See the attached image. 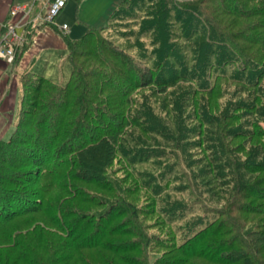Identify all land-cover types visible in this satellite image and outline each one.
I'll list each match as a JSON object with an SVG mask.
<instances>
[{
	"label": "trees",
	"instance_id": "obj_1",
	"mask_svg": "<svg viewBox=\"0 0 264 264\" xmlns=\"http://www.w3.org/2000/svg\"><path fill=\"white\" fill-rule=\"evenodd\" d=\"M130 24H136L130 30L137 43L123 47ZM149 33L150 55L144 48ZM23 34L13 62L33 42L30 32ZM65 42V50L41 54L21 74L18 119L10 136L0 139V247L8 243L27 263L40 264L30 257V246L21 248L23 227L15 225L48 211L40 191L26 186L54 176L64 177L67 188L72 180L104 186L120 153L131 165L158 166L157 172L137 173L142 176L137 181L151 193L152 204L164 197L166 218L177 220L181 236L151 240L138 237V230L120 243L106 239L121 230L123 221L116 219L128 208L141 213L151 207L94 193L103 202L82 215L84 225L69 220L74 212L54 209L51 224L68 239L61 246L116 251L118 245L124 252L120 259L129 264H264V222L252 227L238 215L264 214V145L243 153V141H234L250 138V132L264 134V113L252 121L257 100L253 106L248 100L264 78V0H121L104 26H89L80 38ZM132 47L139 51L132 54ZM54 66L58 76L51 74ZM224 98L220 109L214 101ZM125 134L124 150L119 145ZM170 186L173 191L206 187L211 195L197 205L214 214H197L194 204L172 197L173 191L162 193ZM224 188L232 194L225 197L227 206H219L213 192ZM43 223L39 237L50 228L49 221ZM160 242L168 252L153 249ZM129 251L145 256L124 255ZM83 264L96 263L87 258Z\"/></svg>",
	"mask_w": 264,
	"mask_h": 264
},
{
	"label": "rangeland",
	"instance_id": "obj_2",
	"mask_svg": "<svg viewBox=\"0 0 264 264\" xmlns=\"http://www.w3.org/2000/svg\"><path fill=\"white\" fill-rule=\"evenodd\" d=\"M132 25H136V24H130L129 26H127V29H129V33L125 36V39H122L121 46L123 47L128 46V45L130 46V45L137 43L136 42L137 40H135V38H137L136 35L134 34V32H131L132 30H130L132 28ZM101 26H104V24ZM152 36L153 35H150L149 33L147 35V38L144 39L145 41L144 48H147L149 55L151 54V52H153L152 51L153 48L151 44ZM129 37L130 39H127ZM131 49H133L131 51L132 54H136L139 51L137 47L136 48L132 47ZM251 51L252 50H250V52ZM247 53H248V56L251 55L249 54V52ZM82 61H83V58L80 59V62ZM53 68L54 69L52 70L51 74H54V75L56 74L58 76L59 73H61V71L59 70L57 66H54ZM16 69L18 72H21V73L23 71L22 66H18ZM33 86L34 85L30 83L29 86H27L26 88L27 93L29 94L28 101H27L28 103L31 102L30 95L32 93ZM228 96L229 94L227 95V97ZM248 96L251 97L248 100L251 101L249 103H252V106L255 103V100H257L256 108L258 111L257 114L256 113L254 114L253 112H251L250 119L252 121L258 120L259 119L258 114L264 113V78L260 79L259 86L256 89L251 90ZM216 101H214V103H218L221 109L223 107L224 102L226 101V98L218 99ZM216 113H220V110L216 111ZM243 113L249 114V112H243ZM237 123L238 125L241 124V122L239 121ZM256 127L257 125L253 124V129H255ZM128 131H129V135L131 136L132 135L131 132L133 130L128 129ZM218 132L219 131L216 129V135L218 134ZM125 135L124 136L120 135L122 136L121 138L123 140H121V143H120L121 145H119V148L121 147L123 148V146L127 145V143L125 142L127 141V135L126 137ZM246 135L247 136L249 135L250 138L244 139V137H242V138H237L236 140H234L236 141V143L243 141V145H245V148L242 151L243 153L248 151V149L255 148L257 145L259 146L264 145V134L263 133L254 134L250 132ZM218 145H221V144L219 143ZM123 149L125 150V148ZM243 153H240V155L242 156ZM119 154L120 153H117L115 155V160L111 163V166L108 169L107 177H110L108 180L109 184H106L104 186L97 184V183L96 184L94 183V185H91V184H86V183L72 180V183L74 184V186L73 185L68 186L67 188L66 186H63L66 181L65 178L64 177L57 178L55 176L51 180H49L50 178H47L38 184H34V185L29 184L28 186H26L28 189H31V190L38 189L40 191V193H38L39 196L44 198V209H46L44 212H46L48 209L45 215H38L35 218H33V216L32 217L28 216L27 222L29 225L32 226L31 230L28 228L30 226L25 222L26 220H19L15 222V225L16 224L22 225L23 227L21 229V234L18 237L20 238L21 248L23 246L27 247V245L32 248L33 254H30L31 255L30 257H34V256L37 257V259H39L41 262L40 264H83L84 259H87V258L91 259L96 264H129L120 259L121 254L119 253V251L121 252L123 250H121V246L119 248L118 245H115L114 247V248H117V250L114 249L116 251H110L103 247L92 248V249L78 247L76 249H71L69 246H66V244L61 246V243L62 242L64 243V241H66V243L68 244V239L66 238L64 233H62V231L60 232L59 229H57L58 228L57 226L53 225V223L51 224V222L54 221V217H53L54 209L59 205L63 207V210H66L65 212H68V210L71 213L74 212L75 213L74 216L70 218L69 220H78L81 225H84L86 220L83 219L82 215L84 214L86 215L87 213L93 212L96 209L100 208V206L102 205L101 202H103V199L98 197L94 193H97L101 195V197H105V199H108V200L116 198L120 202L133 203V204L135 203L136 205H140L142 207L143 206L151 207V208H148V210H144L143 208L140 209L141 213L138 210L137 212H134L132 209L128 208V211H127L128 213H125L124 215L122 214L120 216L121 218L116 219L117 222L123 221L122 223H120L121 230H118L117 231L118 233H116V230L114 232H111L112 233L111 236L106 237V239H112L120 243L121 240L125 241V240H130L131 238H134L135 234L133 235V233L137 232L138 230L141 233V236H138V237H151V240H153L156 237H166L167 241H172V240L174 241V237L181 236V229H180L181 227H179L180 224L177 222V220L175 221L173 219L166 218V214L164 213L163 208L161 206L163 205L162 203H165L163 202L164 197L159 196V200H157V204L155 203L152 204L154 200L152 198L151 193L149 192L148 189L144 188L143 185L139 184L138 182L142 179L143 172H149V173L157 172L158 166L155 165L153 162H144V163H140L134 166L130 164V161L128 160V158L124 157L125 160L121 159L120 158L121 154L120 155ZM141 172H142V176H138L137 173L140 174ZM171 175H174V174H171ZM173 183L174 182H172L171 185H173ZM49 185H52L53 188L47 189ZM194 188L195 187H188L187 189L183 191H178V189L173 191L174 188L172 189V187L171 188L164 187V190L162 193H164L166 189L169 190L170 192L173 191L174 195L172 194V197L179 198V199H185L189 204L191 205L194 204L192 206L193 208L194 207L196 208L195 212L197 214H202L203 212H205L208 216L213 215L214 214V212H212L213 208L209 210L207 208L206 210L200 204L197 205L201 199L202 200L205 199L206 195L207 196L211 195V193L207 194L208 192H206V187H202L200 189L197 187L196 191L194 190ZM70 189H72L73 192L75 193H73ZM202 191L204 192V194L202 193ZM213 193H215L217 198L220 197L219 202H218L219 206L228 205L227 203H225V197L226 198L230 197V195L232 194L230 191H226V189L224 188L223 190H218L217 192H213ZM212 204H214V202H212ZM235 212H238V211H235ZM231 213L233 214L234 212L232 211ZM238 215H239V218L242 220V222H246L252 227L256 223L264 222L262 220L264 217V214L259 213L258 211L257 212L250 211L248 213H244V214L240 213ZM45 221L46 222L49 221L50 228H47V230H45L42 237H39L40 235H38V228L41 224H44L43 222ZM108 227L110 228V226ZM85 233H87V231ZM38 239H40L41 241H38ZM37 243H38V246H37ZM173 244L174 243L172 242L171 244H168V245H173ZM9 245L10 244L8 243H4L0 247V264H30L21 258L18 248H12V246L10 247ZM161 245L162 244L160 242L159 245H157L153 249L156 250V252L160 254L164 253L165 251L166 252L169 251L170 247H161ZM9 247L12 249H9ZM34 247H38V248L35 249ZM127 253L128 254H124V255H139V256L141 255L140 257L145 256V252L138 253L134 251H129ZM206 264H209V263H206ZM212 264H215V263H212Z\"/></svg>",
	"mask_w": 264,
	"mask_h": 264
},
{
	"label": "crops",
	"instance_id": "obj_3",
	"mask_svg": "<svg viewBox=\"0 0 264 264\" xmlns=\"http://www.w3.org/2000/svg\"><path fill=\"white\" fill-rule=\"evenodd\" d=\"M48 1L0 0V35L3 32V24L10 17L12 7L33 3L28 16L18 14L16 17L20 25L24 23L19 27V31L30 32L33 42L18 62L10 63L6 58L0 57V139L10 136L18 119L22 98L21 74L41 54L65 50L66 38L77 39L89 26L105 25L109 13L121 0H67L65 7L52 23L44 22L40 18L46 11ZM63 23H67V29L62 28ZM18 47L20 46L15 48V54ZM18 66H22V73L17 71Z\"/></svg>",
	"mask_w": 264,
	"mask_h": 264
},
{
	"label": "built area",
	"instance_id": "obj_4",
	"mask_svg": "<svg viewBox=\"0 0 264 264\" xmlns=\"http://www.w3.org/2000/svg\"><path fill=\"white\" fill-rule=\"evenodd\" d=\"M67 0H49L46 11L40 15L44 22L52 23L65 7ZM33 3H23L12 7L10 17L3 24V32L0 35V57H4L8 62H13L15 58V48L24 43V34L19 31L20 25L16 21L18 14L23 17L29 15ZM26 22V20H24ZM63 29H67V23L62 24Z\"/></svg>",
	"mask_w": 264,
	"mask_h": 264
}]
</instances>
